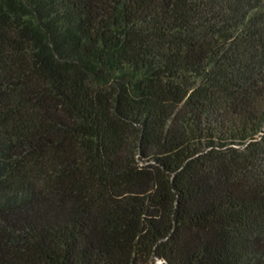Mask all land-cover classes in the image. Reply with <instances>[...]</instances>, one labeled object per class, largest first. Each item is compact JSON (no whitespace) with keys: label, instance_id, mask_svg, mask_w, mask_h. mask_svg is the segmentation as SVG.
I'll list each match as a JSON object with an SVG mask.
<instances>
[{"label":"trees","instance_id":"trees-1","mask_svg":"<svg viewBox=\"0 0 264 264\" xmlns=\"http://www.w3.org/2000/svg\"><path fill=\"white\" fill-rule=\"evenodd\" d=\"M0 264H264V0H0Z\"/></svg>","mask_w":264,"mask_h":264}]
</instances>
